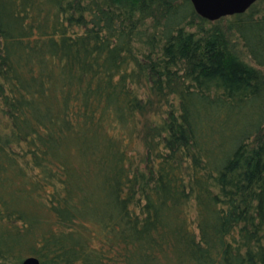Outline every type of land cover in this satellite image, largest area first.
<instances>
[{
    "label": "trees",
    "instance_id": "1",
    "mask_svg": "<svg viewBox=\"0 0 264 264\" xmlns=\"http://www.w3.org/2000/svg\"><path fill=\"white\" fill-rule=\"evenodd\" d=\"M264 264V0H0V264Z\"/></svg>",
    "mask_w": 264,
    "mask_h": 264
},
{
    "label": "water",
    "instance_id": "2",
    "mask_svg": "<svg viewBox=\"0 0 264 264\" xmlns=\"http://www.w3.org/2000/svg\"><path fill=\"white\" fill-rule=\"evenodd\" d=\"M201 17L216 20L245 12L256 0H190ZM21 264H40L34 256L26 257Z\"/></svg>",
    "mask_w": 264,
    "mask_h": 264
}]
</instances>
